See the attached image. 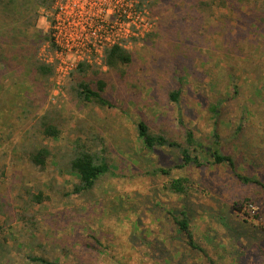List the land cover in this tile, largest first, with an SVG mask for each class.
I'll list each match as a JSON object with an SVG mask.
<instances>
[{
	"label": "rangeland",
	"instance_id": "1",
	"mask_svg": "<svg viewBox=\"0 0 264 264\" xmlns=\"http://www.w3.org/2000/svg\"><path fill=\"white\" fill-rule=\"evenodd\" d=\"M140 1L152 28L129 49L133 63L120 72L103 62L86 75L94 91L104 84L100 93L112 107H102L69 94L82 80L71 78L75 71L60 87L38 73L52 7L0 0V264H34L30 256L59 264H208L178 235L171 215L182 212L216 264H264L263 8ZM53 109L58 138L43 133ZM140 122L180 145L192 131L203 166L178 169L177 147L147 151ZM43 147L51 156L41 168L30 159ZM82 147L109 171L76 194L79 179L68 168ZM216 151L258 182L245 184L228 165L213 164ZM180 178L188 180L185 195L170 191Z\"/></svg>",
	"mask_w": 264,
	"mask_h": 264
},
{
	"label": "trees",
	"instance_id": "2",
	"mask_svg": "<svg viewBox=\"0 0 264 264\" xmlns=\"http://www.w3.org/2000/svg\"><path fill=\"white\" fill-rule=\"evenodd\" d=\"M215 1V0H214ZM221 7H227L229 3L241 2L240 7H251L252 1H254L262 10V18L264 15V0H218ZM36 6L40 9L51 10L52 0H35ZM201 6V5H200ZM260 12V11H259ZM258 12V13H259ZM260 18V17H259ZM133 63V55L131 51L124 49L120 46H114L111 49L107 50L104 57V66L110 70L122 71L123 67H127ZM38 73L45 80H49L54 76L55 69L53 66L46 65L41 62H37ZM91 69L90 66L86 64H80L77 70L72 73L71 78L74 77L75 74H78L82 80L78 82H74L72 87L70 88L69 94L78 100L79 102L85 104H97L102 107H112L111 103L107 101L102 95L101 91H103L104 84L99 82L98 88L99 91L96 92L92 89L89 82H87L86 75ZM181 96V91L176 90L171 93V100L174 103H177ZM213 112H216V109H213ZM55 113L57 111L53 109L51 116H45L43 118V133L52 138H58L59 129L58 126L54 125L56 121ZM56 117V118H54ZM138 134L139 139L141 140L144 148L147 151H153L157 147H177L180 150L182 155V162L178 166V169L184 168L186 166H194V167H202L203 163L201 160L194 155L196 152V148H199L200 145L196 141L194 134L192 131L187 130L185 134V145H180L176 142L168 141L163 135H154L149 132L148 127L140 122L138 124ZM51 156V151L47 147H43L37 150L34 154L31 155V162L38 167L44 168L47 160ZM212 163L215 165H228L231 169H235L234 161L232 157L224 155L222 153L213 152L211 154ZM68 171L77 176L79 179V185L75 187L74 193L79 194L84 191H90L95 182L103 175H105L109 171V167L100 159L96 154L88 152L85 148H78L75 157L70 161ZM161 173L169 174L171 170H159ZM158 172V173H159ZM235 176L241 182L245 184L257 183L258 181L245 177L241 174H238L236 171ZM188 180L186 178L175 179L170 184V191L177 195H185L186 186ZM36 200H40L39 197ZM173 219V224L175 228L178 230V235L183 237V242L185 246L191 252H196L206 259L208 264H216L215 260L209 254V251L206 247L200 242H198L195 238V234L191 227V220L189 219L186 212H182L181 215H171ZM2 230L0 226V231ZM144 242L147 240L144 239ZM161 255L165 257L162 249ZM261 256L264 259V252H261ZM30 262L34 264H59L55 261H50L46 258L42 257H29Z\"/></svg>",
	"mask_w": 264,
	"mask_h": 264
},
{
	"label": "built area",
	"instance_id": "3",
	"mask_svg": "<svg viewBox=\"0 0 264 264\" xmlns=\"http://www.w3.org/2000/svg\"><path fill=\"white\" fill-rule=\"evenodd\" d=\"M49 44L41 62L55 69L52 81L62 86L80 64L102 65L114 46L129 50L152 25L140 0H52Z\"/></svg>",
	"mask_w": 264,
	"mask_h": 264
}]
</instances>
